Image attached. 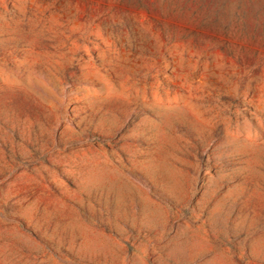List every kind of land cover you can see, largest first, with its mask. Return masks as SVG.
<instances>
[{
  "label": "rangeland",
  "instance_id": "rangeland-1",
  "mask_svg": "<svg viewBox=\"0 0 264 264\" xmlns=\"http://www.w3.org/2000/svg\"><path fill=\"white\" fill-rule=\"evenodd\" d=\"M0 264H264V0H0Z\"/></svg>",
  "mask_w": 264,
  "mask_h": 264
}]
</instances>
